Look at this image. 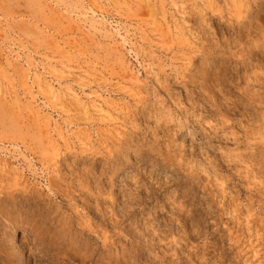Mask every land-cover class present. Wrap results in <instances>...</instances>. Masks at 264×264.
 Masks as SVG:
<instances>
[{
    "label": "rangeland",
    "instance_id": "obj_1",
    "mask_svg": "<svg viewBox=\"0 0 264 264\" xmlns=\"http://www.w3.org/2000/svg\"><path fill=\"white\" fill-rule=\"evenodd\" d=\"M0 264H264V0H0Z\"/></svg>",
    "mask_w": 264,
    "mask_h": 264
},
{
    "label": "bare ground",
    "instance_id": "obj_2",
    "mask_svg": "<svg viewBox=\"0 0 264 264\" xmlns=\"http://www.w3.org/2000/svg\"><path fill=\"white\" fill-rule=\"evenodd\" d=\"M24 237V234H22L21 236H20V238H23Z\"/></svg>",
    "mask_w": 264,
    "mask_h": 264
}]
</instances>
